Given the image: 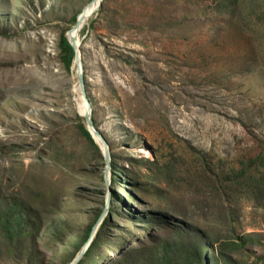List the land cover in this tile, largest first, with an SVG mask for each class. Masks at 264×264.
<instances>
[{
  "label": "rangeland",
  "instance_id": "rangeland-1",
  "mask_svg": "<svg viewBox=\"0 0 264 264\" xmlns=\"http://www.w3.org/2000/svg\"><path fill=\"white\" fill-rule=\"evenodd\" d=\"M91 1L0 0V264H69L109 195L90 264H264V167L239 174L264 156V27L220 0H105L86 18V90L120 169L108 184L59 47Z\"/></svg>",
  "mask_w": 264,
  "mask_h": 264
},
{
  "label": "trees",
  "instance_id": "trees-1",
  "mask_svg": "<svg viewBox=\"0 0 264 264\" xmlns=\"http://www.w3.org/2000/svg\"><path fill=\"white\" fill-rule=\"evenodd\" d=\"M104 1L105 0H103L101 6H103ZM220 3L228 7V9L225 11L232 13V16L234 18H239V20L243 23V25H245L246 28H248L249 30L255 33L262 31L260 28L264 26H261L260 23L264 24V20L262 17V15H264V11L261 10V5L264 3V0H241V2H239V0H220ZM76 20H77V16L74 18V24L76 23ZM66 33H67L66 30H63L60 33V39H59L60 57L62 61L65 63L66 67L70 69L75 59V51ZM94 121L96 124L95 118H94ZM96 126L98 127L97 124ZM80 128L85 134V136L87 137V139L90 141V143L93 145V147L98 152L99 151L101 152V148L96 143L95 139L93 138L91 132L89 131L87 127V124L85 122L80 123ZM100 155H102L101 156L102 159H105L102 153ZM111 158H112L111 160L112 161L111 183H114L117 181L118 173L120 172V169L116 162L117 157H116V153L114 152V150H111ZM261 161L262 162H258L256 159L254 160L250 158L249 161L245 163L244 166L240 169L239 174L241 176H244V173L250 170V168H253L254 166H256L258 169L261 170L262 167H264V156H262ZM112 199H114V194L112 196ZM9 210H11V208H9ZM108 225H110L109 216H107L105 220L103 221L96 237L94 238L89 248L85 252L83 258L80 260L78 264H90V262L95 259L96 255L100 254L99 251L103 250L104 245L107 244V241H108V232L106 231L107 230L106 228L108 227ZM91 230H92V226H89L87 229L86 235L83 237L82 241L77 246L78 251L81 250L80 247H83L84 243L88 240ZM227 245L230 246L229 249L236 250L239 247H241L243 243L232 241L231 243ZM226 253H227V247L221 246L218 250V258L221 260V262L222 261L227 262ZM123 256L124 254L123 255L121 254L120 257L117 258L111 264H122L125 258ZM160 264H168L165 255L162 257ZM188 264H207V263L205 262L204 258L201 256V257H195V259L189 262Z\"/></svg>",
  "mask_w": 264,
  "mask_h": 264
},
{
  "label": "water",
  "instance_id": "water-1",
  "mask_svg": "<svg viewBox=\"0 0 264 264\" xmlns=\"http://www.w3.org/2000/svg\"><path fill=\"white\" fill-rule=\"evenodd\" d=\"M96 0H92L89 4L95 2ZM103 0H101V2L99 3V6L102 4ZM87 4V5H89ZM87 5L83 8V10L87 7ZM84 12V11H83ZM83 17V16H82ZM81 15L77 16V20L75 25L70 28L67 31V36L74 48L75 51V59H74V63L77 66L78 72H77V77H78V82H79V88L81 90V96L84 99L85 103H86V112L84 113V117L86 119L87 122V127L89 129V131L91 132L93 138L95 139L96 143L100 146L104 157H105V161L107 164V170H106V180L108 182V184L110 183L108 177H109V173L111 170V150H110V146L109 143L107 141V139L105 138V136L102 134V132L99 130V128H97L93 115H92V102L90 100V98L88 97V93L86 90V84H85V76H84V69H83V61H82V54L79 48V41L77 39V36H79V32L78 28H79V24L81 21ZM73 30L78 32V35L75 36V34H73L72 36L70 35L71 33H73ZM81 114V113H80ZM97 138L99 139V141L97 140ZM111 175V174H110ZM111 197L110 195L107 198V206L104 209L103 213L101 214L100 218L98 219V221L96 222V224L93 226L90 236L88 238V240L84 243L83 247L81 248V250L79 251V253L77 254V256L72 260V262H70L69 264H78L80 262V260L83 258L85 252L87 251V249L89 248L90 244L92 243V241L94 240V238L96 237L105 217L107 214V210L109 208L108 203H110Z\"/></svg>",
  "mask_w": 264,
  "mask_h": 264
},
{
  "label": "bare ground",
  "instance_id": "bare-ground-1",
  "mask_svg": "<svg viewBox=\"0 0 264 264\" xmlns=\"http://www.w3.org/2000/svg\"><path fill=\"white\" fill-rule=\"evenodd\" d=\"M101 2V0H96L95 2H93V3H91V4H89L79 15H81V21H80V24H79V28H78V31H80L81 30V28H83V26H84V24H85V22H86V18H88V17H90V15H92L94 12H95V10L99 7V3ZM73 34H75V36H77L78 35V32L77 31H75V30H73V33H71L70 35L72 36ZM77 39H78V41H79V36H77ZM74 66V65H73ZM75 66H76V64H75ZM76 68H77V66H76ZM78 70V69H77ZM76 90H78L79 89V87H76L75 88ZM80 97H82L81 95H80ZM78 107H79V109H80V111L82 112V114L84 115V113L86 112V103H85V101H84V99L83 98H80L79 99V101H78ZM97 140L99 141V139L97 138ZM100 142V141H99Z\"/></svg>",
  "mask_w": 264,
  "mask_h": 264
}]
</instances>
